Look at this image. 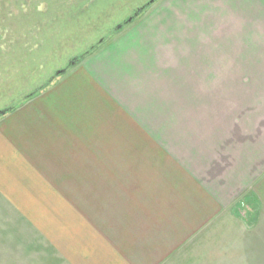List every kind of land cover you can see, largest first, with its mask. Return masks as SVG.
Masks as SVG:
<instances>
[{
    "label": "crops",
    "instance_id": "0c3cea01",
    "mask_svg": "<svg viewBox=\"0 0 264 264\" xmlns=\"http://www.w3.org/2000/svg\"><path fill=\"white\" fill-rule=\"evenodd\" d=\"M242 55L264 0H157L1 115L0 251L264 264V66Z\"/></svg>",
    "mask_w": 264,
    "mask_h": 264
},
{
    "label": "flooded vegetation",
    "instance_id": "af4514ba",
    "mask_svg": "<svg viewBox=\"0 0 264 264\" xmlns=\"http://www.w3.org/2000/svg\"><path fill=\"white\" fill-rule=\"evenodd\" d=\"M154 2L0 0V92L9 93L0 110L8 108L7 101L13 103L17 95L19 69L28 75L20 83L25 90L44 87ZM99 32L102 37L93 43Z\"/></svg>",
    "mask_w": 264,
    "mask_h": 264
},
{
    "label": "rangeland",
    "instance_id": "374dc122",
    "mask_svg": "<svg viewBox=\"0 0 264 264\" xmlns=\"http://www.w3.org/2000/svg\"><path fill=\"white\" fill-rule=\"evenodd\" d=\"M135 2H141L143 0H134ZM141 16V15H140ZM131 23V22H130ZM114 25V24H113ZM115 26V25H114ZM112 29V25L110 26ZM118 31V29H117ZM117 31H114L111 37L117 33ZM119 32V31H118ZM105 33V31H104ZM102 33L99 32L97 34L96 39H92V42H96L97 39L100 37ZM104 35V34H103ZM109 37L108 39H110ZM67 56V55H66ZM71 56V55H69ZM76 56V55H75ZM78 56V55H77ZM235 55H225L226 58V67L228 68L229 64L233 61V59H230L231 57L233 58ZM64 57V56H63ZM61 57V58H63ZM68 58V57H67ZM252 58V59H250ZM64 59V58H63ZM242 64L243 68H249L250 67V61L253 60L254 68H258L260 66H264V55H242ZM250 59V60H249ZM217 60L216 59H211V66L217 65ZM262 64V65H261ZM17 95L16 97L12 98V102L17 101ZM5 99L0 97V105L2 106ZM7 104H11V101H7ZM209 114H217V109L216 108H210L209 109ZM1 239V237H0ZM13 240L8 242L5 246H2L4 250L0 251V264H63L61 261H58L56 258H49L48 255L49 252L44 250L45 247H42L38 243L33 245H24L25 243H21V245L13 243ZM12 244V245H10ZM1 247V246H0ZM47 249V247H46Z\"/></svg>",
    "mask_w": 264,
    "mask_h": 264
},
{
    "label": "trees",
    "instance_id": "16d2710c",
    "mask_svg": "<svg viewBox=\"0 0 264 264\" xmlns=\"http://www.w3.org/2000/svg\"><path fill=\"white\" fill-rule=\"evenodd\" d=\"M156 1V0H155ZM148 8V7H147ZM146 10V9H145ZM142 14L139 13L138 16H140ZM138 16L134 17L133 19L137 18ZM113 34V33H112ZM99 44L101 43H96L88 52H85V55H81L77 60L76 63L80 62L84 57L87 56V54H89L92 50L96 49ZM72 67V66H71ZM70 68V67H69ZM28 77V75L26 74L24 69H19L18 71V75H17V80L19 82V86L17 89V101H14L13 103H11V105L6 109V113L13 110L16 106H18L19 104H21L23 101L27 100L28 98L32 97L34 94H36L38 91L42 90L43 88L47 87L49 84L45 85L43 88H40L39 90H37L36 92H34V90L28 91L25 90V88L20 84L22 82H24L26 80V78ZM6 95V96H5ZM9 93H4V92H0V97H2L3 99L8 97ZM1 116V115H0Z\"/></svg>",
    "mask_w": 264,
    "mask_h": 264
},
{
    "label": "water",
    "instance_id": "95a60500",
    "mask_svg": "<svg viewBox=\"0 0 264 264\" xmlns=\"http://www.w3.org/2000/svg\"><path fill=\"white\" fill-rule=\"evenodd\" d=\"M49 83H51V82H49ZM41 88H43V87H41ZM39 89H40V88H39ZM39 89H35L34 92H36V91L39 90ZM6 109H7V108H4V109L0 110V115L5 114V113H6Z\"/></svg>",
    "mask_w": 264,
    "mask_h": 264
}]
</instances>
